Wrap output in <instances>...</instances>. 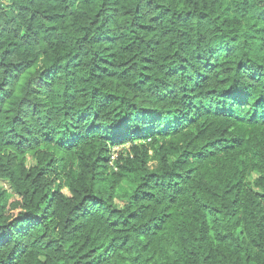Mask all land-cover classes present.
<instances>
[{
    "label": "trees",
    "instance_id": "obj_1",
    "mask_svg": "<svg viewBox=\"0 0 264 264\" xmlns=\"http://www.w3.org/2000/svg\"><path fill=\"white\" fill-rule=\"evenodd\" d=\"M0 181V264H264V0H1Z\"/></svg>",
    "mask_w": 264,
    "mask_h": 264
},
{
    "label": "rangeland",
    "instance_id": "obj_2",
    "mask_svg": "<svg viewBox=\"0 0 264 264\" xmlns=\"http://www.w3.org/2000/svg\"><path fill=\"white\" fill-rule=\"evenodd\" d=\"M246 24L251 25V24H254V22H252L251 20H248V21H246ZM254 25H257V24L255 23ZM258 26H260V25H258ZM127 148H128V143H125L123 145H115V146L111 147L110 154L113 156V159H114L116 157V155L119 154V152H121L122 150L127 149ZM113 159L111 158V161H113ZM30 162L31 161L29 159L27 164L30 165ZM256 179H257V175L256 174H252L250 176V178H249V183H250V185H251L253 190L255 189L253 187V183L256 181ZM0 188L5 190V192L7 194V197L9 199V204H13L14 203V205H15L18 202V200H16V198L13 195L11 189L9 188V186L6 183L0 181ZM63 192H66V191L63 190Z\"/></svg>",
    "mask_w": 264,
    "mask_h": 264
},
{
    "label": "built area",
    "instance_id": "obj_3",
    "mask_svg": "<svg viewBox=\"0 0 264 264\" xmlns=\"http://www.w3.org/2000/svg\"><path fill=\"white\" fill-rule=\"evenodd\" d=\"M111 158L113 159V156H111Z\"/></svg>",
    "mask_w": 264,
    "mask_h": 264
},
{
    "label": "crops",
    "instance_id": "obj_4",
    "mask_svg": "<svg viewBox=\"0 0 264 264\" xmlns=\"http://www.w3.org/2000/svg\"><path fill=\"white\" fill-rule=\"evenodd\" d=\"M1 1V0H0Z\"/></svg>",
    "mask_w": 264,
    "mask_h": 264
}]
</instances>
